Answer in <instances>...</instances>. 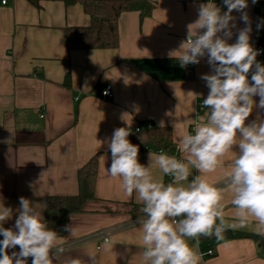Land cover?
<instances>
[{
  "label": "crops",
  "instance_id": "crops-1",
  "mask_svg": "<svg viewBox=\"0 0 264 264\" xmlns=\"http://www.w3.org/2000/svg\"><path fill=\"white\" fill-rule=\"evenodd\" d=\"M152 1L155 7L149 16L141 18L138 11L120 14L116 48L90 50H69L63 40L66 27L89 24L79 2L37 0L35 5L30 0H8L0 4V206L13 209L4 227H13L21 196L38 204L44 216L46 196L76 194L78 169L94 155L97 158L95 198L87 200L80 213H71L73 221L68 217L74 235L64 231L58 241L65 248L58 264L72 258L82 264H142V233L136 223L143 215L142 204L135 193L129 196L123 190L119 178L108 174L111 153L105 141L119 127L131 131L158 126L170 130L173 148L195 118L206 119L207 110L198 107L209 92L201 79L211 72L207 57L182 68L169 53L187 39V26L197 20L199 6L214 2L220 7L221 0ZM257 2L264 5V0ZM248 5L250 43L264 50V26L257 29L264 21L262 6L256 12L252 0ZM232 15L236 27L230 44L245 27L239 12ZM256 59L264 65V57ZM104 84L111 85L110 99L99 95ZM253 99L258 104L259 97ZM258 116L264 118V111L254 107L245 123ZM150 152L153 176L170 182L154 163L157 148L141 149L139 162L147 165ZM163 152L177 158L183 155ZM232 157V153L223 157L218 169L206 176L209 183L224 189L226 216L234 211L225 187ZM233 231L256 234L253 226ZM99 233L110 244L99 237L69 246ZM208 249L211 254H205ZM8 251L11 255L19 248ZM198 251L200 264H264V250L251 238H201Z\"/></svg>",
  "mask_w": 264,
  "mask_h": 264
},
{
  "label": "clouds",
  "instance_id": "clouds-1",
  "mask_svg": "<svg viewBox=\"0 0 264 264\" xmlns=\"http://www.w3.org/2000/svg\"><path fill=\"white\" fill-rule=\"evenodd\" d=\"M255 3L257 0H252ZM223 4L227 11L222 12L214 2L201 4L197 20L187 26V39L169 53L182 68L199 64L205 56L211 67L210 73L201 76L209 89L202 102L206 119L195 118L190 131L179 137L182 157L163 151L155 157V165L170 182L153 176L151 152L147 165L139 162V147L129 141L128 128L114 129L105 141L111 153L108 174L119 178L123 190L129 196L135 193L142 204L143 215L136 220L142 233V264H200L201 238L222 240L229 230L253 226L255 233L264 237V118L245 123L254 107L264 111V65L256 59L259 50L250 43L252 26L245 11L248 0H223ZM233 11L240 13L245 27L230 44L236 27ZM261 26L264 21L257 29ZM256 96L258 104L253 99ZM230 153L231 171L225 187L231 193L234 211L226 216L224 189L209 183L206 176ZM15 211L13 227L6 228L13 209L0 206V264H28V258L31 264H58L65 253L64 246L58 244L63 238L49 227L38 204L21 196ZM69 219L73 221L72 214ZM63 231L74 235L73 224L64 225ZM17 247L19 251L9 255L8 250ZM67 264L82 262L72 258Z\"/></svg>",
  "mask_w": 264,
  "mask_h": 264
},
{
  "label": "trees",
  "instance_id": "trees-1",
  "mask_svg": "<svg viewBox=\"0 0 264 264\" xmlns=\"http://www.w3.org/2000/svg\"><path fill=\"white\" fill-rule=\"evenodd\" d=\"M38 5L37 0H30ZM187 2L190 0H181ZM69 2H79L85 14L89 16V24L86 26L66 27L63 40L69 50L71 49H110L118 45L117 21L122 12L138 11L140 17L149 16L155 7L152 0H67ZM220 8L225 11L223 0L219 2ZM262 6V7H261ZM264 12V5L261 2L255 3L254 9ZM264 18V13H262ZM64 84L68 86V75L65 76ZM129 141L139 147V151L146 148H162L163 151L172 150L170 142V130L167 127H150L131 130ZM97 158L91 157L83 164L77 172L78 191L73 195H48L44 201V218L49 223V227L63 236V226L67 225L68 217L71 213L82 210L87 200L95 198L94 187L97 176ZM214 238V237H213ZM251 238L257 242L264 250V237L257 234L243 233L229 230L224 234L222 240Z\"/></svg>",
  "mask_w": 264,
  "mask_h": 264
},
{
  "label": "built area",
  "instance_id": "built-area-1",
  "mask_svg": "<svg viewBox=\"0 0 264 264\" xmlns=\"http://www.w3.org/2000/svg\"><path fill=\"white\" fill-rule=\"evenodd\" d=\"M7 2H8V0H0V4H2V5L6 4ZM254 48L257 49V50H259V55L260 56L264 57V50H262L260 48H256V47H254ZM99 95L101 96V98H104V99H110V98H112V88H111V85L110 84H104L103 87H102V89L99 92ZM198 109L199 110L200 109H203L202 102L200 103ZM139 129H141V128L136 127V129H134V131H138ZM161 151H163L162 148H157V152L158 153H160ZM178 151H179L178 150V145H174L173 148H172V152L174 154H176ZM167 178H170V177H167ZM99 237H102L104 241H105V239H107L105 237V234L104 233H99L98 235H94L93 234V236H91V237H85L84 239H81V240H79V241H77L75 243H72L69 246L76 245V244L79 245V243H82V242H84V241H86L88 239H93L94 240V239H98ZM211 253H212V250L211 249H208L205 252V254H211ZM30 262H31V258H28V263H30Z\"/></svg>",
  "mask_w": 264,
  "mask_h": 264
},
{
  "label": "water",
  "instance_id": "water-1",
  "mask_svg": "<svg viewBox=\"0 0 264 264\" xmlns=\"http://www.w3.org/2000/svg\"><path fill=\"white\" fill-rule=\"evenodd\" d=\"M103 85L99 87V91L102 89Z\"/></svg>",
  "mask_w": 264,
  "mask_h": 264
}]
</instances>
